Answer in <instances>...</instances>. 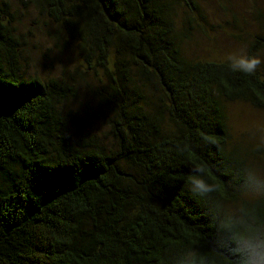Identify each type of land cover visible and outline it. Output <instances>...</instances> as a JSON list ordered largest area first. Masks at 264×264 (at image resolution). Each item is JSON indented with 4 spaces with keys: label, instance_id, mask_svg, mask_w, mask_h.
<instances>
[{
    "label": "trees",
    "instance_id": "16d2710c",
    "mask_svg": "<svg viewBox=\"0 0 264 264\" xmlns=\"http://www.w3.org/2000/svg\"><path fill=\"white\" fill-rule=\"evenodd\" d=\"M35 1L102 70L97 107L113 145L74 133L61 111L71 86L23 76L0 19V264H170L212 233L186 188L191 161L223 181L244 160L227 148L225 103L264 109V70L185 56L194 19L177 14L199 12L195 0ZM260 51L264 33L248 46Z\"/></svg>",
    "mask_w": 264,
    "mask_h": 264
},
{
    "label": "rangeland",
    "instance_id": "374dc122",
    "mask_svg": "<svg viewBox=\"0 0 264 264\" xmlns=\"http://www.w3.org/2000/svg\"><path fill=\"white\" fill-rule=\"evenodd\" d=\"M195 1L199 12L190 13L181 5L177 14L180 20L194 19L181 45L190 59L224 61L230 51H248L252 37L264 33V0ZM0 19L16 41L22 75L42 81L55 78L71 86L73 94L61 104L70 127L76 134L82 130L89 135L96 146L111 147L113 140L97 107V92L105 83L102 70H88L76 43L57 22L41 13L35 0H0ZM255 54L264 60L263 52ZM257 70H264V63ZM225 108L228 150L244 160L264 157L254 150L264 134V109L244 100L226 102ZM72 115L78 123L70 121Z\"/></svg>",
    "mask_w": 264,
    "mask_h": 264
},
{
    "label": "clouds",
    "instance_id": "9594fccd",
    "mask_svg": "<svg viewBox=\"0 0 264 264\" xmlns=\"http://www.w3.org/2000/svg\"><path fill=\"white\" fill-rule=\"evenodd\" d=\"M223 62L234 73L252 76L264 60L239 49L228 52ZM254 150L264 153V134ZM191 163L186 188L204 204L212 233L187 240L173 253L170 264H264V157L233 162L223 181L206 163Z\"/></svg>",
    "mask_w": 264,
    "mask_h": 264
}]
</instances>
